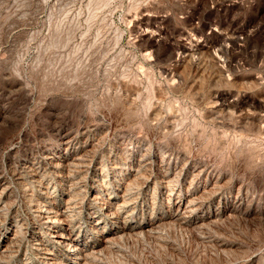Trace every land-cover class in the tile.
<instances>
[{"label":"rangeland","instance_id":"374dc122","mask_svg":"<svg viewBox=\"0 0 264 264\" xmlns=\"http://www.w3.org/2000/svg\"><path fill=\"white\" fill-rule=\"evenodd\" d=\"M44 206L87 264H264V0H0V264L70 263Z\"/></svg>","mask_w":264,"mask_h":264},{"label":"bare ground","instance_id":"6f19581e","mask_svg":"<svg viewBox=\"0 0 264 264\" xmlns=\"http://www.w3.org/2000/svg\"><path fill=\"white\" fill-rule=\"evenodd\" d=\"M221 28V27H220ZM214 30V29H213ZM142 32V31H141ZM146 32V31H145ZM141 34V33H140ZM218 34V33H217ZM229 34V33H228ZM150 36V35H149ZM225 36V35H224ZM227 36V35H226ZM233 36V35H232ZM232 36L229 37L232 38ZM235 37V35H234ZM222 38V37H221ZM184 40V39H183ZM234 41V40H232ZM185 42V41H184ZM222 42V41H221ZM226 43V42H225ZM177 44V43H176ZM224 44V43H223ZM228 44V43H227ZM158 46V45H157ZM203 49V48H202ZM224 49V48H223ZM185 50V49H183ZM215 50V49H214ZM226 50V49H225ZM207 51V50H206ZM211 51V50H210ZM194 54V52H193ZM176 57V56H175ZM173 58V57H172ZM165 60V59H164ZM170 69V68H169ZM228 94V92H227ZM218 98V97H217ZM69 128V127H68ZM88 128V127H87ZM92 130V129H91ZM103 130V129H102ZM72 133V132H71ZM60 134V133H59ZM62 137V136H61ZM96 139V138H95ZM60 140V139H59ZM91 140V139H90ZM62 141V140H61ZM123 141V140H122ZM73 144V143H72ZM64 146V145H63ZM92 146V145H91ZM70 147V146H69ZM73 147V146H72ZM78 148V147H77ZM110 148V147H109ZM117 148V147H116ZM87 149V148H86ZM125 149V148H124ZM45 152V151H44ZM43 152V153H44ZM147 153V152H146ZM110 154V153H109ZM120 154V153H119ZM162 154V153H161ZM148 155V154H147ZM47 157V156H46ZM52 157V156H51ZM76 157V156H75ZM175 157V156H174ZM62 158V157H61ZM182 158V157H181ZM34 159V158H33ZM41 159V158H40ZM29 161V160H28ZM65 161V160H64ZM159 161V160H158ZM180 161V160H179ZM16 162V161H15ZM114 162V161H113ZM136 162V161H135ZM147 162V161H146ZM78 163V162H77ZM141 163V162H140ZM27 164V163H26ZM29 164V163H28ZM74 164V163H73ZM137 164V163H136ZM149 164V163H148ZM160 164V163H159ZM174 164V163H173ZM2 165V164H1ZM205 165V164H204ZM63 167L61 168V166L57 163L53 164L52 167L53 168H60V170L63 171V169H66V166L62 165ZM69 166V165H68ZM143 166V163L142 165H140V167ZM4 167V166H3ZM187 167V166H186ZM31 168V167H30ZM91 168V167H90ZM89 168V169H90ZM128 169V168H127ZM134 169V168H133ZM153 169V168H152ZM160 169V168H159ZM165 169V168H164ZM199 169V168H198ZM59 170V171H60ZM146 170V169H145ZM31 171H33V169H31ZM23 172V171H22ZM37 172V171H36ZM94 172V171H93ZM126 172V171H125ZM144 172V171H143ZM41 173V172H40ZM150 173V172H149ZM36 174V173H35ZM142 174V173H141ZM82 175V174H81ZM80 175V177H81ZM22 176V175H21ZM60 176V175H59ZM63 176V175H62ZM134 176V175H133ZM145 176V175H144ZM148 176V175H147ZM169 176V175H168ZM173 176V175H172ZM75 177V176H74ZM135 177V176H134ZM167 177V176H166ZM51 178V177H50ZM120 178V177H119ZM161 178V177H160ZM175 178V177H174ZM201 178V177H200ZM21 179V178H20ZM63 179V178H62ZM71 179V178H70ZM138 179V178H137ZM147 179V178H146ZM162 179V178H161ZM36 180V179H35ZM141 180V179H140ZM139 180V182H140ZM149 180V179H148ZM27 181V180H26ZM66 181V180H65ZM131 181V180H130ZM133 181V180H132ZM164 181V180H163ZM29 182V181H28ZM31 182V181H30ZM70 182V181H69ZM136 182V181H135ZM160 182V181H159ZM32 183V182H31ZM67 183V182H65ZM121 183V182H120ZM141 184V183H140ZM173 184V183H172ZM10 185V184H9ZM79 185V184H78ZM112 185V184H111ZM138 185V184H137ZM141 186V185H140ZM11 187V186H10ZM31 187V186H30ZM108 187V186H107ZM137 187V186H136ZM139 187V186H138ZM165 187V186H164ZM207 188V187H206ZM41 190V189H40ZM64 190V188H63ZM133 190V189H132ZM131 190V191H132ZM43 191V190H42ZM45 191V190H44ZM123 191V190H122ZM126 191V190H125ZM129 191V190H127ZM58 192V191H57ZM23 193V192H22ZM29 193V192H28ZM45 193V192H44ZM72 193V192H71ZM11 194V193H10ZM53 194V193H52ZM77 194V192H76ZM138 194V193H137ZM195 194V193H194ZM246 194V193H245ZM31 195V194H30ZM72 195V194H71ZM126 194H121L120 197H123L125 199V196ZM129 195V194H128ZM127 195V196H128ZM47 196V195H46ZM65 196V195H64ZM94 196V195H93ZM96 197L99 196V193L97 195H95ZM170 196V195H169ZM192 196V195H191ZM195 196V195H194ZM212 196V195H211ZM29 197V196H28ZM119 197V196H118ZM119 197V198H120ZM189 197V196H188ZM220 197V196H219ZM68 198V197H67ZM72 198V197H71ZM122 198V199H123ZM63 199V198H62ZM70 199V198H69ZM109 199V198H108ZM111 199V198H110ZM192 199V198H191ZM244 199V198H243ZM82 200V199H81ZM194 200V199H193ZM104 201V200H103ZM205 201V200H204ZM189 202V201H188ZM198 202V201H197ZM126 203V202H125ZM190 203V202H189ZM195 203V202H194ZM193 203V204H194ZM34 204V203H33ZM66 204L68 205V201H66ZM234 204V203H233ZM243 204V203H242ZM3 205V204H2ZM101 205V204H100ZM192 205V204H191ZM103 206V205H102ZM117 206V205H116ZM115 206V207H116ZM183 206V205H182ZM188 206V205H187ZM194 206V205H192ZM37 207V206H36ZM41 207V206H40ZM73 207V206H72ZM82 207V206H81ZM84 207V206H83ZM119 207H125V204L124 202L119 204L118 207H116V212H114L113 214H111L112 217H117L118 216V209ZM238 207V206H237ZM39 208V207H38ZM59 208V207H58ZM189 208V207H188ZM250 208V207H249ZM7 209V208H6ZM12 209V208H11ZM88 209V208H87ZM185 209V208H184ZM195 209V208H194ZM61 210V209H60ZM72 210V209H71ZM224 210V209H223ZM240 210V209H239ZM63 211V210H62ZM187 211V210H186ZM4 212V211H3ZM113 212V211H111ZM64 213V212H63ZM71 213V212H70ZM97 213V212H96ZM129 213V212H128ZM216 213V212H215ZM218 213V212H217ZM35 214V213H34ZM40 220L42 221V224L44 226V228L46 229H49V237L57 244L59 245H66L67 247H70V249L68 250V254H72L73 255V258L70 260V263L69 264H87V261H88V258L89 256L91 255V252L90 254L85 252L83 249H81V247L79 248L78 246L74 245L71 241V238H70V235L66 233V228H65V225H67L65 223L66 221V218L65 220L62 218V214L61 213H58V212H53L48 206H44V208H41L38 212H37ZM69 214V213H68ZM187 214V213H186ZM241 214V213H240ZM33 215V214H32ZM15 216V215H14ZM131 216V215H130ZM186 216V215H185ZM211 216V215H210ZM66 217V216H65ZM70 217V216H69ZM180 217V216H179ZM135 218V217H134ZM219 218V217H218ZM14 219V218H13ZM184 219V218H183ZM36 220V219H35ZM124 220V219H123ZM212 220V219H211ZM24 221V220H22ZM16 222V221H15ZM19 222V221H18ZM31 222V221H30ZM122 222V220H121ZM25 223V222H24ZM41 223V222H40ZM123 223V222H122ZM161 223V222H160ZM163 223V222H162ZM182 223V222H181ZM206 224V223H205ZM159 225V224H158ZM124 226V225H123ZM152 226V225H151ZM183 226V225H182ZM33 227V226H32ZM158 227V226H157ZM194 227V226H193ZM119 228V226H118ZM121 228V227H120ZM153 228V227H152ZM151 228V230H153ZM196 228V227H194ZM139 229V228H138ZM137 229V230H138ZM150 229V228H149ZM155 229V228H154ZM39 230V229H38ZM148 230V229H147ZM149 230V231H151ZM122 231V230H121ZM141 231V230H139ZM138 231V232H139ZM20 232V231H19ZM18 232V233H19ZM24 232V231H23ZM127 232V231H126ZM137 232V233H138ZM15 234V233H14ZM124 234V233H123ZM134 234V233H133ZM141 234V233H139ZM18 235V234H17ZM42 236V235H41ZM120 236V235H119ZM14 238V236H12ZM18 238V237H17ZM42 238V237H41ZM16 239V238H15ZM20 239V238H19ZM27 239V238H26ZM112 239V238H111ZM51 240V241H52ZM107 240V238H106ZM110 240V238H109ZM109 240H108V243H109ZM113 240V239H112ZM7 241V240H6ZM33 241V240H32ZM11 242V241H10ZM20 242V241H19ZM22 242V241H21ZM106 242V241H104ZM111 242V241H110ZM72 243V244H71ZM18 244V243H17ZM48 244V243H47ZM107 244V243H106ZM21 245V244H20ZM18 246V245H17ZM51 246V245H50ZM111 246V245H110ZM109 246V247H110ZM15 247V246H14ZM9 248V247H8ZM7 248V249H8ZM105 248V247H104ZM47 249V247H46ZM91 249V248H90ZM103 249V248H102ZM3 250V249H2ZM34 250L35 252L37 253V255H39V264H59L57 263L53 257L49 256L51 255V252L49 251H46L44 250L43 248V244L41 242L37 243L36 246L34 247ZM65 250V249H64ZM53 251V250H52ZM98 251V250H97ZM101 251V250H100ZM100 251H99V254H100ZM5 253V252H4ZM93 253V252H92ZM102 253V251H101ZM32 254V253H31ZM3 255V254H1ZM6 255V254H5ZM4 255V256H5ZM254 255V254H253ZM58 256V255H57ZM98 256V254H97ZM96 256V257H97ZM102 256V254H101ZM3 257V256H2ZM33 257V256H32ZM94 257V260H95V256L93 255ZM91 257V258H93ZM100 257V256H99ZM34 258V257H33ZM104 258V257H102ZM7 259V258H5ZM4 259V260H5ZM37 259V258H36ZM3 260V258H2ZM98 260V259H97ZM91 261H93L91 259ZM94 262V261H93ZM102 263V260L100 261ZM61 263V261H60ZM90 263V262H89ZM96 263V262H95ZM7 264V263H6ZM62 264V263H61ZM91 264V263H90ZM98 264V263H96ZM104 264V262H103ZM107 264V263H106Z\"/></svg>","mask_w":264,"mask_h":264}]
</instances>
